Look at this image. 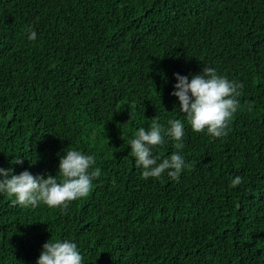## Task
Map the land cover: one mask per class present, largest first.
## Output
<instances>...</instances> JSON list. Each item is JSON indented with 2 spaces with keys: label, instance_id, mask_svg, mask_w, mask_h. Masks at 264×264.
<instances>
[{
  "label": "trees",
  "instance_id": "1",
  "mask_svg": "<svg viewBox=\"0 0 264 264\" xmlns=\"http://www.w3.org/2000/svg\"><path fill=\"white\" fill-rule=\"evenodd\" d=\"M204 66L244 85L220 138L171 95ZM156 116L185 123L179 180L130 152ZM71 148L101 176L67 210L0 194V264H36L51 236L85 264H264V0H0V167L59 176Z\"/></svg>",
  "mask_w": 264,
  "mask_h": 264
},
{
  "label": "clouds",
  "instance_id": "2",
  "mask_svg": "<svg viewBox=\"0 0 264 264\" xmlns=\"http://www.w3.org/2000/svg\"><path fill=\"white\" fill-rule=\"evenodd\" d=\"M28 39L35 41L37 32L30 30ZM176 83L171 95L178 98L179 109L186 115L187 123L194 132H204L215 138L227 135L228 123L240 106L242 82L230 80L212 66H204L199 73L182 75L175 73ZM133 105L135 106L134 102ZM153 118L148 127H139L128 142L135 164L142 169L143 178H159L167 170L173 180H179L188 166L184 155L183 137L185 123L180 119H169L167 126ZM165 136L175 141L173 151L167 157L154 154L157 146L165 143ZM15 163H23L17 159ZM59 176L34 175L29 170L15 174L13 168L0 167V194L11 197L13 205L36 207L44 203L48 207L67 210L70 202L86 197L94 180L101 176L96 166L95 154L76 148L64 150L60 155ZM241 183V177L230 179L229 186ZM36 264H85L76 242L70 239H51L43 244Z\"/></svg>",
  "mask_w": 264,
  "mask_h": 264
}]
</instances>
